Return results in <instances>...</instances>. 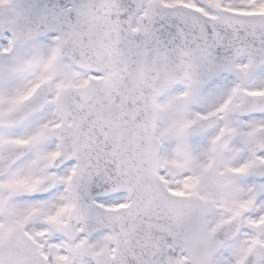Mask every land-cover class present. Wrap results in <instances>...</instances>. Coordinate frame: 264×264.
I'll return each mask as SVG.
<instances>
[{"label": "snow or ice", "instance_id": "obj_1", "mask_svg": "<svg viewBox=\"0 0 264 264\" xmlns=\"http://www.w3.org/2000/svg\"><path fill=\"white\" fill-rule=\"evenodd\" d=\"M0 264H264V0H0Z\"/></svg>", "mask_w": 264, "mask_h": 264}]
</instances>
